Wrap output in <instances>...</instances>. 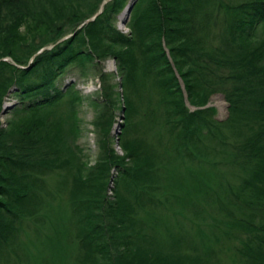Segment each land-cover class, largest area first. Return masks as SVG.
<instances>
[{
    "label": "trees",
    "instance_id": "1",
    "mask_svg": "<svg viewBox=\"0 0 264 264\" xmlns=\"http://www.w3.org/2000/svg\"><path fill=\"white\" fill-rule=\"evenodd\" d=\"M103 1L0 0V264H221L223 239L264 264V0H108L78 28ZM87 64L103 80L91 165L82 96L56 83Z\"/></svg>",
    "mask_w": 264,
    "mask_h": 264
},
{
    "label": "rangeland",
    "instance_id": "2",
    "mask_svg": "<svg viewBox=\"0 0 264 264\" xmlns=\"http://www.w3.org/2000/svg\"><path fill=\"white\" fill-rule=\"evenodd\" d=\"M102 3V2H101ZM130 3H128L129 5ZM127 5V7H128ZM101 6V4H100ZM105 6V5H104ZM127 7L124 8L120 13L117 15V25L120 29L128 32L129 27L126 26L127 19L129 14H127ZM102 12V11H101ZM100 12V13H101ZM93 16V15H92ZM104 69L107 72H112V81L115 84V90L117 91V95L120 96L121 103H123L122 96V86H121V76L120 72L118 71L117 62L113 57H109L107 60L103 62ZM119 72V73H118ZM73 81L75 82V89L79 90V93L82 96V99L79 100L77 105V117L79 120V136H78V144L81 149V154L83 155L84 159L91 165L94 163L98 157L100 152L99 143H98V130L95 129L94 119L99 113V106L97 104V100L99 101L101 97V88L103 85V80L99 72H97L90 64H87L86 68H82L81 66H77L76 68H72L67 70L66 73L59 76L56 83L58 86L62 87L64 84ZM6 102H13L12 95L7 99ZM208 105L214 106L216 109V118L224 119L228 117V101L225 99V95L222 92H216L213 94L210 102ZM117 121L114 123L112 133L117 134L120 131V122L122 121V114L120 110H117ZM121 114V115H120ZM12 116L11 113L5 112L2 114V121L7 124V120ZM96 131V132H95ZM116 138V136H115ZM114 146L116 147L117 151L124 153L121 149L120 145L117 143V139L114 141ZM181 173H185L188 175V168L187 165H181L179 167ZM113 171H116L115 168ZM55 179V180H54ZM53 186L56 185V177L50 180ZM111 185V182H110ZM111 186H109V194L111 193ZM208 209H213L212 207ZM209 222L214 220V218H207ZM220 227L217 225L211 226L215 232H217ZM212 232H210L211 234ZM25 238V235H23ZM222 241V242H221ZM218 241L216 247L219 249L217 253V261L221 264H240L239 260L235 256L234 253V243L233 241L227 242L225 239ZM235 241V240H234ZM16 259L11 260H3L2 264H16ZM28 261L23 260L21 264H31L27 263ZM35 264V263H32ZM41 264V263H40ZM44 264H52V263H44ZM58 264V263H55Z\"/></svg>",
    "mask_w": 264,
    "mask_h": 264
},
{
    "label": "water",
    "instance_id": "3",
    "mask_svg": "<svg viewBox=\"0 0 264 264\" xmlns=\"http://www.w3.org/2000/svg\"><path fill=\"white\" fill-rule=\"evenodd\" d=\"M107 1H108V0H104V1L101 3L100 8H99V10L95 13V15H93V16L87 18V19L85 20V22H82V23L78 26V28L84 26L85 23H87V22H89V21H91V20H95L97 14H99V13L103 10V7H104V5H105V3H106ZM131 6H132V3H130V4L128 5V7H127V14H126V15L129 14V10H130ZM71 34H73V33H69V34L65 35L63 38L60 37V39H59L58 41L64 40L65 37H68V36H70ZM53 46H54V45H52V44L45 45V46H43V48L40 49L37 53L43 52L44 49H46V48H51V47H53ZM37 53H36V54H37ZM4 112H5V109H4Z\"/></svg>",
    "mask_w": 264,
    "mask_h": 264
}]
</instances>
